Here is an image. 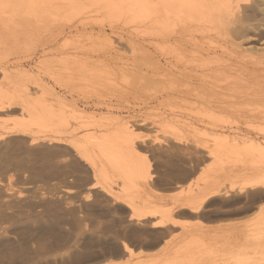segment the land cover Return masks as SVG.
<instances>
[{
  "label": "rangeland",
  "instance_id": "obj_1",
  "mask_svg": "<svg viewBox=\"0 0 264 264\" xmlns=\"http://www.w3.org/2000/svg\"><path fill=\"white\" fill-rule=\"evenodd\" d=\"M0 264H264V0H0Z\"/></svg>",
  "mask_w": 264,
  "mask_h": 264
},
{
  "label": "bare ground",
  "instance_id": "obj_2",
  "mask_svg": "<svg viewBox=\"0 0 264 264\" xmlns=\"http://www.w3.org/2000/svg\"><path fill=\"white\" fill-rule=\"evenodd\" d=\"M69 20V19H68ZM65 26H67L68 27V25L66 24ZM72 26V25H71ZM133 39H131L130 40V42L132 41ZM145 41V40H144ZM147 42V41H146ZM136 43V42H135ZM133 44V43H132ZM136 45H137V43H136ZM109 46H110V44H109ZM135 46V45H134ZM145 46V45H144ZM111 47H112V45H111ZM113 48V47H112ZM104 49H106V48H104ZM110 50V49H109ZM113 51V50H112ZM112 54V53H111ZM108 55V54H107ZM120 55V54H119ZM117 56H118V54H117ZM121 57V56H120ZM133 129V128H132ZM125 249L126 250H131V248L129 247V246H127V245H125Z\"/></svg>",
  "mask_w": 264,
  "mask_h": 264
},
{
  "label": "crops",
  "instance_id": "obj_3",
  "mask_svg": "<svg viewBox=\"0 0 264 264\" xmlns=\"http://www.w3.org/2000/svg\"><path fill=\"white\" fill-rule=\"evenodd\" d=\"M202 167H204V165Z\"/></svg>",
  "mask_w": 264,
  "mask_h": 264
}]
</instances>
